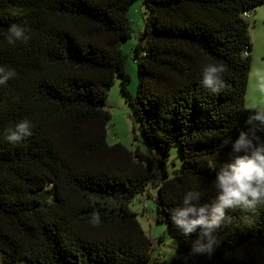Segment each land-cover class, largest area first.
Instances as JSON below:
<instances>
[{
    "label": "trees",
    "instance_id": "obj_1",
    "mask_svg": "<svg viewBox=\"0 0 264 264\" xmlns=\"http://www.w3.org/2000/svg\"><path fill=\"white\" fill-rule=\"evenodd\" d=\"M134 1L0 0V63L16 72L0 87V264H260L254 250L264 248V209L254 225L231 211L211 255L193 253L196 233L186 237L170 209L188 190L201 191L202 201L216 195L215 174L248 128L252 15L264 0H143L148 15L134 53L140 84L132 92L122 45L134 34ZM13 22L27 25L28 41L8 43ZM210 62L226 67L218 93L200 84ZM117 77L164 171L156 220L178 235L180 256L170 262L155 257L133 207L140 199L148 208L150 156L108 141L106 104ZM24 117L33 135L8 143L3 130ZM176 143L184 164L170 177Z\"/></svg>",
    "mask_w": 264,
    "mask_h": 264
},
{
    "label": "clouds",
    "instance_id": "obj_2",
    "mask_svg": "<svg viewBox=\"0 0 264 264\" xmlns=\"http://www.w3.org/2000/svg\"><path fill=\"white\" fill-rule=\"evenodd\" d=\"M5 38L9 44L28 41V27L25 23L13 22L7 26ZM223 63L210 62L202 66L200 84L212 93L220 92L225 86ZM15 68L0 63V87L14 78ZM254 91L257 99L244 106L247 113V130H241L238 137L231 141L230 161L223 165L212 181L216 195L209 201H202L201 191H185L176 206L170 209L171 222L186 237L196 233L192 241L195 254L211 255L220 240V229L224 224H231L234 217L231 211L239 210L241 219L249 224H256L258 211L264 209V75L255 70ZM3 139L17 145L33 135V123L27 118H20L10 123L3 130ZM229 143L224 139L218 146L222 149ZM234 154V155H233ZM99 214L93 216V222H99ZM255 255L264 264V248L256 246ZM177 256V247L173 257ZM188 260V257H184Z\"/></svg>",
    "mask_w": 264,
    "mask_h": 264
},
{
    "label": "rangeland",
    "instance_id": "obj_3",
    "mask_svg": "<svg viewBox=\"0 0 264 264\" xmlns=\"http://www.w3.org/2000/svg\"><path fill=\"white\" fill-rule=\"evenodd\" d=\"M261 13L252 15L254 26L251 28V35L253 41L254 54L252 62V70L249 79L248 92L246 97V104L253 102L257 99L258 94L254 91L253 85L255 83V70L260 75H264V6L261 7ZM134 34L123 42V50L128 54L127 56V69L131 73V80L128 84L132 92H136L140 84L139 65L134 60L135 49L137 48L140 40L141 33L144 30L145 20L148 15V8L143 0H135L129 9ZM257 23V25H255ZM107 109H110L112 117L108 126V141L109 143L121 142L130 148L140 147L142 151L150 156L149 166L152 170L151 184L149 192L145 201L148 208L145 211L143 203L137 199L134 204V209L139 212V221L145 232L154 240L153 254L155 257L161 256L162 261L170 262L173 257V252L177 247V256L179 252V238L177 233L172 231L167 224L157 222L156 217L158 213L156 197L158 195V184L164 179V171L159 167L158 162L150 152L146 145V138L144 135L141 121L135 113L134 108L127 100V95L123 93L121 88L120 78L117 77L109 90L107 97ZM181 147L176 143L172 148L167 164V171L169 176H173L177 170L182 168L184 161L181 156Z\"/></svg>",
    "mask_w": 264,
    "mask_h": 264
},
{
    "label": "crops",
    "instance_id": "obj_4",
    "mask_svg": "<svg viewBox=\"0 0 264 264\" xmlns=\"http://www.w3.org/2000/svg\"><path fill=\"white\" fill-rule=\"evenodd\" d=\"M262 6H264V4L259 5V6L257 7V10H256L255 13H258V14L261 13V14H262V11H260V9H261ZM255 25H257V23H255ZM252 51H253V49H252ZM252 56H254V54H252Z\"/></svg>",
    "mask_w": 264,
    "mask_h": 264
}]
</instances>
